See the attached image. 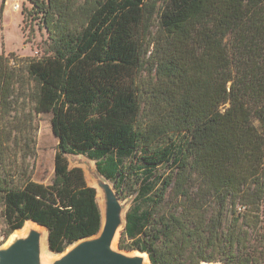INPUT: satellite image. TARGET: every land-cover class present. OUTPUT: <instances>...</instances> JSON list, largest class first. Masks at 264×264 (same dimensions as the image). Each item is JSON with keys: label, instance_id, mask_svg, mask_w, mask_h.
<instances>
[{"label": "trees", "instance_id": "trees-1", "mask_svg": "<svg viewBox=\"0 0 264 264\" xmlns=\"http://www.w3.org/2000/svg\"><path fill=\"white\" fill-rule=\"evenodd\" d=\"M30 4L41 56H0V246L29 222L56 255L101 232L76 156L130 200L120 250L264 264V0ZM45 114L58 140L49 185L33 164Z\"/></svg>", "mask_w": 264, "mask_h": 264}, {"label": "water", "instance_id": "water-1", "mask_svg": "<svg viewBox=\"0 0 264 264\" xmlns=\"http://www.w3.org/2000/svg\"><path fill=\"white\" fill-rule=\"evenodd\" d=\"M88 173L94 182L93 188L101 193V232L95 237L77 242L56 259L48 261L43 250V232L30 228L25 235L14 234L6 244L0 246V264H144V256L148 258L146 254L122 251L115 246L125 226L129 203L120 198L113 185L97 170L89 169ZM29 223L41 227L34 222Z\"/></svg>", "mask_w": 264, "mask_h": 264}, {"label": "rangeland", "instance_id": "rangeland-1", "mask_svg": "<svg viewBox=\"0 0 264 264\" xmlns=\"http://www.w3.org/2000/svg\"><path fill=\"white\" fill-rule=\"evenodd\" d=\"M16 4L21 6L18 11L14 10ZM30 13H32L30 0H0V56H9L13 53L17 60L41 56V54L38 55V52H41L39 48L47 39V34L40 20L36 19L32 14L30 15ZM17 60L12 59V65L15 67L18 64ZM20 92L22 94L23 90L21 89ZM51 118L52 115L50 114L40 115L36 118L37 132L34 138L36 156V160L33 162L35 166L34 177L37 182L46 185L51 184L54 178V161L58 145V140L52 132ZM68 160L70 167L83 169L86 177L88 173L86 171L90 168L86 170L84 167L90 166L89 164H93L95 167L94 163L84 157L70 156ZM88 175L90 176L89 173ZM87 180L92 186L89 182V177ZM127 202L130 205V200ZM118 242L119 238L117 247ZM44 255H48L50 261L58 257V255L49 252L48 248Z\"/></svg>", "mask_w": 264, "mask_h": 264}, {"label": "bare ground", "instance_id": "bare-ground-1", "mask_svg": "<svg viewBox=\"0 0 264 264\" xmlns=\"http://www.w3.org/2000/svg\"><path fill=\"white\" fill-rule=\"evenodd\" d=\"M92 163H93V162H92ZM89 165H90V166L87 165L88 167H87V166L84 167V169L86 168V170H87L88 168H90L91 170L94 171V168H95V167L93 166V164H89ZM95 170H96V169H95ZM87 172H88V170L86 171V173H87ZM88 177H89V182L92 184L93 187H95L92 178H90V176H89L88 173H87V178H88ZM97 197H98V200H99V205H100L101 210H102V212H103V204H102V199H101V193H100L99 190H98V193H97ZM30 228H35V229H38V230H40V231L43 232V234H44L43 250H44V252H45L46 249H47V233H46V231H45L43 228L28 223V224L25 226V228H24L23 230H21V232H20V231H19V232H16L15 235H16V234H17V235H25L26 232H27ZM13 235H14V234H13ZM13 235H12V237H13ZM115 246H117V242H116ZM144 258H145L144 264H150L148 258H147L146 256H144ZM45 259L48 260V261L50 260V258H49L48 255L45 256Z\"/></svg>", "mask_w": 264, "mask_h": 264}, {"label": "built area", "instance_id": "built-area-1", "mask_svg": "<svg viewBox=\"0 0 264 264\" xmlns=\"http://www.w3.org/2000/svg\"><path fill=\"white\" fill-rule=\"evenodd\" d=\"M20 8H21L20 4H16V5L14 6V10H16V11L20 10Z\"/></svg>", "mask_w": 264, "mask_h": 264}]
</instances>
